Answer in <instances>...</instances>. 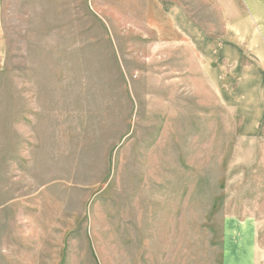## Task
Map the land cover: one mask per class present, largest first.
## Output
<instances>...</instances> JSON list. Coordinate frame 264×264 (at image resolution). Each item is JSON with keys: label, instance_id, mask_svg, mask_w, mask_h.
<instances>
[{"label": "rangeland", "instance_id": "1", "mask_svg": "<svg viewBox=\"0 0 264 264\" xmlns=\"http://www.w3.org/2000/svg\"><path fill=\"white\" fill-rule=\"evenodd\" d=\"M139 4L3 0L0 257L223 264L234 221L256 229L264 264V125L243 137L192 51L160 46Z\"/></svg>", "mask_w": 264, "mask_h": 264}, {"label": "crops", "instance_id": "2", "mask_svg": "<svg viewBox=\"0 0 264 264\" xmlns=\"http://www.w3.org/2000/svg\"><path fill=\"white\" fill-rule=\"evenodd\" d=\"M137 1L144 29L160 46L188 47L223 104L241 117L242 136H258L264 125V0H197L210 9L200 18L192 16L185 0ZM2 3L0 69L6 64ZM17 249L4 248L0 264H27L25 253L13 252ZM223 264H256L251 224L228 223Z\"/></svg>", "mask_w": 264, "mask_h": 264}]
</instances>
